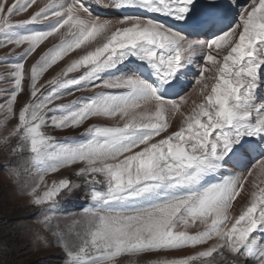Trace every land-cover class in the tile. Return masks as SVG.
<instances>
[{
	"label": "snow or ice",
	"instance_id": "1",
	"mask_svg": "<svg viewBox=\"0 0 264 264\" xmlns=\"http://www.w3.org/2000/svg\"><path fill=\"white\" fill-rule=\"evenodd\" d=\"M35 3L0 0V47L24 46L15 62L0 58L11 85L0 89V128L17 119L0 136V155L6 177L36 209V239L50 246L41 230L50 234L63 264H121L209 241L147 264H214L225 250L231 264H264V0H93L124 13L118 19L94 14L85 0H45L30 18L11 20ZM50 37L58 43L28 70L29 100L16 115L24 61ZM78 49L85 54L38 84ZM74 91L91 95L54 103ZM92 118L114 123L89 124L72 142L44 131ZM65 168L75 169V181L46 182ZM22 172L36 179L21 185ZM246 184L248 203L233 215ZM81 187L91 206L61 213L60 194Z\"/></svg>",
	"mask_w": 264,
	"mask_h": 264
},
{
	"label": "rangeland",
	"instance_id": "2",
	"mask_svg": "<svg viewBox=\"0 0 264 264\" xmlns=\"http://www.w3.org/2000/svg\"><path fill=\"white\" fill-rule=\"evenodd\" d=\"M247 0H241V3H246ZM17 0H7L9 6L16 3ZM45 0H36V3L32 7L28 8L27 11L21 12L19 14H14L11 17L13 22L28 19L31 15L38 11L39 8L43 5ZM105 4L108 3V0H103ZM104 10L105 17L107 18L114 15L112 12L116 10L111 7H101ZM109 12V14H108ZM113 17V16H112ZM118 17V16H117ZM157 19L170 23L176 24V22L171 21L170 19L164 17H157ZM178 26V25H176ZM38 30H46V25H38ZM22 34V33H21ZM4 37L0 34V40ZM58 43L57 37H50L45 41L37 51L31 56L28 57L25 63L26 67V79L24 82L25 91L18 96V102L14 106V113L18 115V110L21 105L29 100L28 95V78L30 75V70L32 64H34L39 57L47 51L54 44ZM23 47L14 48L12 45H4L0 47V58H3L11 54L12 61L15 62L18 54L23 51ZM85 54L84 50L78 49L73 53H70L68 57H65L64 60L58 62L50 68L38 81V84H46L48 80L56 76L72 59L78 58L80 55ZM69 58V60H68ZM134 67L135 65H130ZM9 71V64H0V89H7L11 85L10 83L3 82L7 79L6 74ZM82 71V70H81ZM81 73H70V76H78ZM119 74V73H117ZM107 78V77H105ZM192 84H190L191 86ZM47 87V86H46ZM46 89H42L45 91ZM91 95V92L87 91H74L72 95H67L62 93L61 99L54 101L56 104L68 103L71 100L76 99L81 96ZM4 99V94L0 93V101ZM3 113H0V120L4 119ZM17 123L16 116L10 118L3 128H0V136L7 134L8 130L11 129ZM109 123H114L113 121H106L99 118H92L89 121L85 122V125L72 129L56 130L52 127L45 128L44 131L58 140L67 138L68 142L79 141L81 139V133L84 131V127H87L89 124H97L99 126H111ZM178 128L176 125L171 124L169 132L176 131ZM163 135V134H162ZM159 139V137H157ZM5 157L0 155V264H63L64 253L60 250L58 246L55 245L53 237L44 233L41 230V234L46 237L50 246H46L45 242L42 240L36 239V231L39 229V226L33 223L36 209L28 203L29 197L27 195L21 194L19 191V185L12 183L5 175L2 164ZM74 168H65L61 169L57 173L49 174L45 177L47 183L51 184L52 181H59L62 178H69L71 180H76L74 176ZM36 178L30 177L21 173L19 177V184H24L27 182L31 184ZM88 189L81 187L77 190H74L71 194L68 192H62L59 196V201L61 205V213H72L80 214L87 207L91 206V201L87 195ZM246 206V205H244ZM241 206L237 212L233 215H238L240 210L244 207ZM62 227L68 228L71 226L70 219H64L61 216L59 221ZM196 229H190L194 231ZM214 241H209L208 245L197 246L195 249H182V250H172L168 252L156 253L151 256H145L139 258L137 261L134 258H124L121 264H147L149 259H158V258H173L181 257L184 255L192 254L194 251L202 250L203 248L210 246ZM214 264H231L234 257L227 252L226 250L221 254H214ZM240 261H243L244 258L240 257Z\"/></svg>",
	"mask_w": 264,
	"mask_h": 264
},
{
	"label": "bare ground",
	"instance_id": "3",
	"mask_svg": "<svg viewBox=\"0 0 264 264\" xmlns=\"http://www.w3.org/2000/svg\"><path fill=\"white\" fill-rule=\"evenodd\" d=\"M246 2H247V1H246ZM85 3L91 5V7H92V11H93L94 14L99 15V16H101V17H105L104 10H102L101 7H97V6L95 5V3H93V0H85ZM108 14H109V12H108ZM112 14H114V15H112L113 17H112V16L110 17V15H109V17H107V18H109V19H118V18H120L124 13H121V12H119V11H115V12H112ZM117 16H118V17H117ZM68 60H69V58H68ZM190 84H192L191 81L188 83L186 91H191L192 85L190 86ZM193 99H198V98L195 97V96H193ZM190 106H191V100L189 101V107H190ZM109 124L112 125L113 123H109ZM171 124L176 125V127L178 128V126H179V119H178V118L173 119V121H172ZM252 163L255 164L256 161L254 160ZM250 166H251V165H250ZM251 190H252V189H251V185H250V184H246V188H245V190L242 192L241 196L237 197V201L234 202V208H233V210H232L233 214H234L235 212H237L238 209H239L241 206H244V205H246V204L248 203L249 193H250Z\"/></svg>",
	"mask_w": 264,
	"mask_h": 264
}]
</instances>
